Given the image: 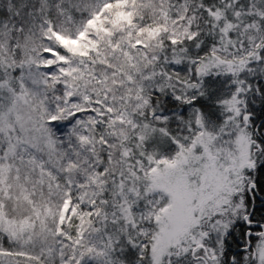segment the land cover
Masks as SVG:
<instances>
[{"label":"snow or ice","instance_id":"snow-or-ice-1","mask_svg":"<svg viewBox=\"0 0 264 264\" xmlns=\"http://www.w3.org/2000/svg\"><path fill=\"white\" fill-rule=\"evenodd\" d=\"M0 264H264V0H0Z\"/></svg>","mask_w":264,"mask_h":264}]
</instances>
